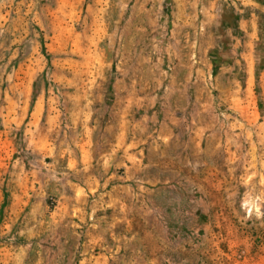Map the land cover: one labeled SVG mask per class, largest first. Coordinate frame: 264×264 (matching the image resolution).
Instances as JSON below:
<instances>
[{
  "label": "rangeland",
  "instance_id": "rangeland-1",
  "mask_svg": "<svg viewBox=\"0 0 264 264\" xmlns=\"http://www.w3.org/2000/svg\"><path fill=\"white\" fill-rule=\"evenodd\" d=\"M0 264H264V0H0Z\"/></svg>",
  "mask_w": 264,
  "mask_h": 264
},
{
  "label": "crops",
  "instance_id": "crops-1",
  "mask_svg": "<svg viewBox=\"0 0 264 264\" xmlns=\"http://www.w3.org/2000/svg\"><path fill=\"white\" fill-rule=\"evenodd\" d=\"M199 56V55H198ZM252 55H201L202 60H225L226 62H231V64H226L228 70L233 74L236 71V62L244 61L246 58L251 57ZM224 69V68H223ZM220 70V69H219ZM234 76V75H233Z\"/></svg>",
  "mask_w": 264,
  "mask_h": 264
}]
</instances>
